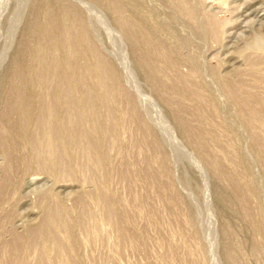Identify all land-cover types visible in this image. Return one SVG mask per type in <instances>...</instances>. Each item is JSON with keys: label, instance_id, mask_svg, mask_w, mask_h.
<instances>
[{"label": "rangeland", "instance_id": "rangeland-1", "mask_svg": "<svg viewBox=\"0 0 264 264\" xmlns=\"http://www.w3.org/2000/svg\"><path fill=\"white\" fill-rule=\"evenodd\" d=\"M0 264H264V0H0Z\"/></svg>", "mask_w": 264, "mask_h": 264}, {"label": "bare ground", "instance_id": "bare-ground-1", "mask_svg": "<svg viewBox=\"0 0 264 264\" xmlns=\"http://www.w3.org/2000/svg\"><path fill=\"white\" fill-rule=\"evenodd\" d=\"M52 15V14H51ZM50 16V15H49ZM52 18V17H51ZM48 19V18H47ZM55 19V18H54ZM52 20V23L54 24V22H53V18L51 19ZM50 19H49V21H51ZM48 23H50V22H48ZM47 23V24H48ZM52 24H49V26H47L48 28L51 26ZM63 26V25H62ZM61 26V27H62ZM71 28V27H70ZM62 29H64V27L62 28ZM76 29V28H75ZM71 30V29H70ZM69 31V30H68ZM62 32H63V30H62ZM70 32V31H69ZM52 35V34H51ZM66 35V34H65ZM68 36V35H67ZM85 36H87L86 34H85ZM65 37V36H64ZM85 38H87V37H85ZM52 65V64H51ZM53 66V65H52ZM69 68V67H68ZM58 69V68H57ZM50 71V70H49ZM51 72V71H50ZM65 72V71H64ZM19 73V72H18ZM52 73V72H51ZM76 74V73H75ZM55 75V74H54ZM30 76V75H29ZM38 76V75H37ZM61 76V75H60ZM18 77V80H20V81H23L20 85L22 86L23 84H26V79H25V77L22 75V74H20L19 76H17ZM58 78V77H57ZM53 79H54V77H53ZM67 79V78H66ZM75 79V78H74ZM36 80H37V78H36ZM58 80L60 81V79L58 78ZM76 80V79H75ZM31 81H32V79H31ZM64 81V80H63ZM77 81V80H76ZM51 82V81H50ZM68 82V81H67ZM49 83V82H48ZM47 83V84H48ZM63 83V82H62ZM31 84V83H30ZM58 84V83H57ZM67 84V83H66ZM65 84V85H66ZM50 85V84H49ZM62 85V84H61ZM64 85V86H65ZM52 86V85H51ZM68 90V89H67ZM55 91H60L61 93V95L63 96V97H69V92L68 91H66L62 86H61V88H59V85H55L54 87H53V91L52 92H55ZM234 91V90H233ZM232 91V92H233ZM231 96V95H230ZM234 96H235V94H234ZM51 98H52V96H51ZM54 99V98H53ZM68 99V98H67ZM49 105V104H48ZM69 105V104H68ZM53 108H54V106H53ZM52 108V109H53ZM51 109V108H50ZM53 127V126H52ZM52 129V128H51ZM50 129V130H51ZM57 214V213H56ZM54 215L55 214H53V217H54ZM51 218H52V215H51ZM51 218L49 219L50 221H51ZM42 228V227H41ZM40 229V228H39ZM41 231V229L40 230H35V233H33V234H39L40 235V232ZM42 234V233H41ZM43 234H44V232H43ZM45 235V234H44ZM37 238V237H36ZM14 242V241H13ZM58 244V243H57Z\"/></svg>", "mask_w": 264, "mask_h": 264}]
</instances>
